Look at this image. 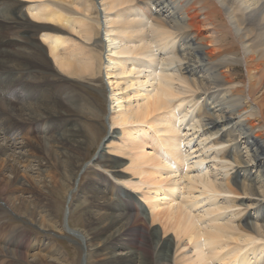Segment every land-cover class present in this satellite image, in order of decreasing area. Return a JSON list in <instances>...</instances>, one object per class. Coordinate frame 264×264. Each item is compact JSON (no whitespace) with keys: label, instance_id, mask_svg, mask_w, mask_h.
Returning <instances> with one entry per match:
<instances>
[{"label":"bare ground","instance_id":"bare-ground-1","mask_svg":"<svg viewBox=\"0 0 264 264\" xmlns=\"http://www.w3.org/2000/svg\"><path fill=\"white\" fill-rule=\"evenodd\" d=\"M88 89L110 128L66 227L82 264H264V0H0V264L62 253L3 219L46 230L51 168L72 202Z\"/></svg>","mask_w":264,"mask_h":264},{"label":"rangeland","instance_id":"rangeland-1","mask_svg":"<svg viewBox=\"0 0 264 264\" xmlns=\"http://www.w3.org/2000/svg\"><path fill=\"white\" fill-rule=\"evenodd\" d=\"M89 98L93 99V102L96 103L97 110L95 112L92 111V108L87 103L84 106V109L81 113H79V120L81 122V126L83 128L82 134L84 135L85 143L82 148L81 153V163L82 167L76 170V186L75 190H73V194L70 199L72 202L68 203L67 193L68 190L73 185L68 180L61 182L59 171H55V169L51 168V170H47L42 178L49 182L50 186L46 189L45 197L49 200L50 207L53 209V219L49 216L46 212L41 214V221L44 223L43 226L46 228L45 231L41 230L38 226L33 225L28 219L25 218H17L13 213H9L7 217L3 219L5 220V224L9 227H17V226H25L31 233L38 235L39 237H43L45 239L54 240L56 245H58V249H60V253L56 255L53 254L55 257L53 259H48L46 262L47 264H82V261L85 258V252L81 245V239L76 237L75 235L71 234L70 231L66 228L70 226L74 229H82L85 227V217L80 212L83 205L81 202H78V198L80 197V192L86 187V185L90 181V171L86 163L92 162L95 160L99 150L101 148L102 137L104 136V131L110 128V121H109V105L105 100V92L102 94L98 91L94 90H87ZM87 96V95H86ZM89 125V127H88ZM35 127L29 126L27 130L23 133V137L25 141L29 144V146L33 149L32 151L39 152L41 151V146L45 149V144H43V139H41V131L37 125ZM87 134V135H86ZM98 134V135H97ZM89 135V136H88ZM17 136V133H16ZM98 138V139H97ZM96 140V141H95ZM32 144V145H31ZM41 144V146L39 145ZM29 147V148H30ZM34 147V148H33ZM85 148V149H84ZM43 149V150H44ZM88 149V150H87ZM38 150V151H37ZM39 154V153H38ZM115 160H125V163L128 162V158L126 156H117L113 155ZM120 160V161H121ZM129 164V163H127ZM124 167H126V165ZM78 172V173H77ZM27 173V172H26ZM31 175L30 173H28ZM23 176L24 180H28L29 182H37V180L33 176L29 175ZM47 174V175H46ZM51 174V175H50ZM33 179V180H32ZM38 179V178H37ZM35 180V181H34ZM43 193V192H42ZM49 197V198H48ZM74 204V206H73ZM72 206V213L67 220L66 211L69 208L68 206ZM55 211V212H54ZM79 211V212H78ZM80 215V216H78ZM44 215H47L44 217ZM49 217V218H48ZM51 218V219H50ZM45 219V220H44ZM75 219V220H74ZM48 221V222H46ZM69 222V223H68ZM50 223V224H49ZM52 223V224H51ZM4 224V223H3ZM60 226V227H59ZM5 231V230H4ZM39 233V234H38ZM39 253V249L35 250ZM46 253H49L47 250L43 251L42 256ZM41 254V253H40ZM63 254V255H62ZM44 257V256H43ZM42 257V258H43ZM64 258V259H63ZM95 255L94 251H89L88 256V264H98V259ZM21 264H26V261L20 260ZM36 263V262H35ZM40 263L39 261L36 264H46Z\"/></svg>","mask_w":264,"mask_h":264}]
</instances>
